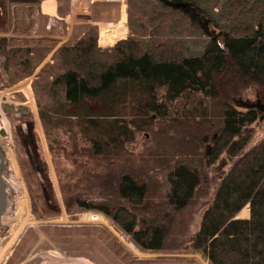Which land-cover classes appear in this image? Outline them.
<instances>
[{"label": "trees", "instance_id": "obj_1", "mask_svg": "<svg viewBox=\"0 0 264 264\" xmlns=\"http://www.w3.org/2000/svg\"><path fill=\"white\" fill-rule=\"evenodd\" d=\"M149 1L160 21L148 38L128 35L101 48L92 29L53 53L56 72L46 82L39 118L47 136L74 129L75 144L61 149L64 157L80 155L93 164L85 186L61 187L65 209L100 212L140 249L161 250L179 212L206 194L201 150L219 129L208 162L222 153L233 161L191 246L209 264H264V138L245 149L259 115L235 101L253 88L264 104V24L257 17L237 26L238 33L222 30L200 56H188L166 35L169 15L178 10L187 25L203 28L202 0ZM10 41L0 36L3 69L24 68L20 79L37 51ZM139 134L149 141L141 160L125 159ZM244 207L248 217H237Z\"/></svg>", "mask_w": 264, "mask_h": 264}, {"label": "rangeland", "instance_id": "obj_2", "mask_svg": "<svg viewBox=\"0 0 264 264\" xmlns=\"http://www.w3.org/2000/svg\"><path fill=\"white\" fill-rule=\"evenodd\" d=\"M59 1V14L67 15L66 21L36 14L37 4L34 3L0 0V36L10 38L9 43L13 45L30 46L37 51V59L32 58L30 63L32 69L20 79L17 76L24 72V68L16 71L17 67H14L11 69L14 73H8L4 71V59L0 57V118L9 138V153H4V170L16 176L21 194L26 199V217L33 220H0V264H41L40 255L52 250L70 258H85L94 264H209L199 251L192 248L190 238L197 231L203 210L210 204L213 192L233 161L222 153L214 162H208L211 141L219 129L201 150V190L206 194L197 196L193 205L179 212L161 250L140 249L100 212L74 208L70 213L65 209L61 187L77 182L78 188L85 186V178L93 164L80 155L64 157L61 149L65 147L70 151L75 144V138L72 139L74 129L55 130L56 137L53 130L47 136L39 118V108L48 101L46 82L56 72L52 67L56 64L53 53L61 45L72 44L65 39L67 35L76 38L83 31L96 29L98 41L100 28L112 29L121 18L125 34L115 42L128 35L144 40L154 32L160 21L156 18L160 15L157 6L149 0V3L147 0ZM202 3L205 10L201 16L203 28L187 25L178 10L169 15L166 35L175 40L188 56H200L212 38L220 37L222 30L238 33L237 26L252 19L255 22L258 18L264 24V0H202ZM95 19L97 23H94ZM114 43L100 47L108 48ZM24 86L28 87L29 95L23 93ZM241 96L235 101L255 100L257 97L253 88L246 89ZM255 110L259 117L249 125L252 135L245 149L264 138V111ZM148 145V138L137 135L128 145L130 156L125 159L141 160L138 155ZM191 160L199 165L195 155ZM159 182L163 185L162 178ZM17 194L12 191L13 201ZM33 204L37 207L35 212L32 211ZM241 211L243 214L238 217H248L247 207ZM15 212L12 202L6 206L3 216L10 214L12 217ZM85 214V218H81ZM89 214L101 217L91 219Z\"/></svg>", "mask_w": 264, "mask_h": 264}, {"label": "bare ground", "instance_id": "obj_3", "mask_svg": "<svg viewBox=\"0 0 264 264\" xmlns=\"http://www.w3.org/2000/svg\"><path fill=\"white\" fill-rule=\"evenodd\" d=\"M48 1H44L42 3L43 10L45 12L48 11V8L46 5ZM122 18L121 22L118 24H115L112 29L102 27L100 28L99 32V39L98 42L101 45H111L114 43L118 38H122L123 35L125 34V27L122 25ZM22 91L25 95H29V90L27 86L22 87ZM0 129H3L5 132L6 131V126L3 122V120L0 118ZM9 138L8 136L0 135V146L3 151V154L5 153L6 155L9 153ZM3 179L6 184V206L14 202L16 212L14 216L11 217L10 214L4 215L2 214L0 220L3 218L5 221H11V222H16L19 221L20 218H23L24 220L28 219L33 221L31 218L26 217L27 216V209H26V199L23 197L21 194V187L18 183V180L15 175L13 174H7L5 170H3ZM12 191L18 192V194L15 196V201L12 200ZM247 213V211H245ZM243 214V211L239 212L238 216H241ZM85 215H82L81 218H85ZM89 218L91 219H96L98 217H101L100 215L96 216V214H89ZM42 262L41 264H94L93 262H90L89 260L85 258H70L64 256L61 252L58 250H52V251H46L45 253H42L41 255Z\"/></svg>", "mask_w": 264, "mask_h": 264}, {"label": "water", "instance_id": "obj_4", "mask_svg": "<svg viewBox=\"0 0 264 264\" xmlns=\"http://www.w3.org/2000/svg\"><path fill=\"white\" fill-rule=\"evenodd\" d=\"M182 6L186 7V3H180ZM237 106L245 109H258L259 111H264V104L260 101L258 97L255 100L248 99H238L236 101ZM6 133L3 129H0V135L4 136ZM5 168L4 154L0 146V218L6 208V184L3 179V170ZM238 217V216H237Z\"/></svg>", "mask_w": 264, "mask_h": 264}, {"label": "crops", "instance_id": "obj_5", "mask_svg": "<svg viewBox=\"0 0 264 264\" xmlns=\"http://www.w3.org/2000/svg\"><path fill=\"white\" fill-rule=\"evenodd\" d=\"M45 0H41L39 2V4L36 6V9H35V12L36 14H39L40 16H45V17H48V18H51V19H62L64 21H66V16L67 15H60L59 14V9H60V1L59 0H46L48 1L46 7L48 8V11L45 12L43 10V6H42V3L44 2ZM96 20V19H95ZM94 23H97V20L96 22ZM81 35V34H80ZM80 35H77L76 38H70L69 35H67L65 37V39L68 40V43H73V41L77 38H79ZM97 45L98 46H103L101 45L98 41H97Z\"/></svg>", "mask_w": 264, "mask_h": 264}, {"label": "built area", "instance_id": "obj_6", "mask_svg": "<svg viewBox=\"0 0 264 264\" xmlns=\"http://www.w3.org/2000/svg\"><path fill=\"white\" fill-rule=\"evenodd\" d=\"M96 216H98V215H96ZM97 219V218H96Z\"/></svg>", "mask_w": 264, "mask_h": 264}, {"label": "flooded vegetation", "instance_id": "obj_7", "mask_svg": "<svg viewBox=\"0 0 264 264\" xmlns=\"http://www.w3.org/2000/svg\"><path fill=\"white\" fill-rule=\"evenodd\" d=\"M204 23V22H203Z\"/></svg>", "mask_w": 264, "mask_h": 264}]
</instances>
